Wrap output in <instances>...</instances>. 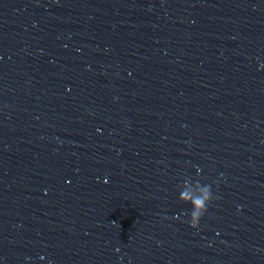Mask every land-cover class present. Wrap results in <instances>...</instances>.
I'll use <instances>...</instances> for the list:
<instances>
[{
    "label": "clouds",
    "instance_id": "clouds-1",
    "mask_svg": "<svg viewBox=\"0 0 264 264\" xmlns=\"http://www.w3.org/2000/svg\"><path fill=\"white\" fill-rule=\"evenodd\" d=\"M182 198L188 199L187 194H184V196ZM194 203L196 204L197 207H200V206L203 205V201L202 200H196V201H194Z\"/></svg>",
    "mask_w": 264,
    "mask_h": 264
}]
</instances>
